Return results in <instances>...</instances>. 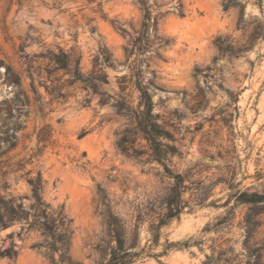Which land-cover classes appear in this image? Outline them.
Here are the masks:
<instances>
[{"label": "rangeland", "instance_id": "374dc122", "mask_svg": "<svg viewBox=\"0 0 264 264\" xmlns=\"http://www.w3.org/2000/svg\"><path fill=\"white\" fill-rule=\"evenodd\" d=\"M148 1L168 11L159 33L171 42L161 58L156 44L125 54L142 22L135 0H0V59L20 75L31 100L16 148L1 159L0 195L27 208V178L40 172L43 199L52 209L63 206L72 219L70 255L79 264H106L114 244L99 189L125 223L126 247L142 253L133 264H264V205L238 202L241 193L264 192V42L213 64L217 35L242 38L235 31L237 10L224 11L222 0ZM258 14L247 0L246 17ZM57 47L80 56L85 75L107 74L104 104L55 70L50 52ZM110 55L112 67L103 63ZM138 71L150 84L153 113L177 149L168 161L155 160L137 131ZM11 95L0 77V100ZM120 97L125 110L114 107ZM44 126L50 136L38 144ZM176 175L185 187L184 209L154 243L151 228L164 218ZM247 216L254 225L246 226ZM18 232L20 224L0 231V247L14 233L19 250L16 261L0 258V264H50L43 248L31 247L43 241L39 233Z\"/></svg>", "mask_w": 264, "mask_h": 264}, {"label": "trees", "instance_id": "16d2710c", "mask_svg": "<svg viewBox=\"0 0 264 264\" xmlns=\"http://www.w3.org/2000/svg\"><path fill=\"white\" fill-rule=\"evenodd\" d=\"M141 13L142 22L137 36L131 41L130 48L125 47L127 56L134 54L135 49L139 53H144L149 45L156 44L155 55L161 58V50L170 45V39L159 33V23L167 15L168 11H162V4L154 1L152 4L148 0H135ZM258 10V15H245L247 0H222L224 11L235 9L238 11V17L235 24V31H240L242 38L234 41L230 35H217L213 40L218 56L214 57L213 64L219 57L239 58L243 54L253 50L256 42H264V17L263 0H251ZM100 5V4H98ZM179 15H183L182 4L177 6ZM144 44V45H143ZM50 60L54 64L56 71H65L70 75L71 83H80L93 94L101 97V103L104 104V93L101 88L108 84L106 73L84 74L80 68V56L74 57L61 47L57 51L50 52ZM103 63L112 67L113 62L110 56H105ZM252 66L253 63L249 61ZM5 70L0 71V77L3 82L11 86V97L0 100V163L4 155L16 148L19 141V132L24 128L25 119L28 117V108L31 106V100L26 90L22 86L20 75L0 59V67ZM150 84H144L140 72L136 74L135 87L139 92V103L141 109L135 114L137 120V131L142 135L149 145L151 156L164 162L177 154V149L173 145L170 133L164 126L158 123V115L153 113L154 103L149 91ZM35 92V91H34ZM120 102L116 101L114 107L118 110H125V97H120ZM35 101L40 105V112H43V105L39 97ZM49 127L44 126L37 134V143H45L49 138ZM21 166H19L20 168ZM29 174V172H28ZM175 183L170 188L167 197L164 200L166 213L164 218L156 225H153L151 232L154 243L158 241L160 229L167 222L177 218L184 209V203L181 201L184 192L183 180L180 175L174 177ZM27 183L30 187L31 203L27 208L21 201L12 195H0V231H4L16 224H20L21 231H36L43 238L41 242H35L32 248H43L45 256L50 260V264H79L72 260L70 255L71 240L73 236L72 219L65 213L63 206L58 209H52L50 204L43 199L44 183L41 173L37 172L35 176L28 177ZM6 188V187H4ZM98 202L106 209L104 219L109 229L112 239L109 258L106 264H133L142 255L139 252L129 251L125 240V223L112 213L109 205L108 196L103 189L98 190ZM238 202L249 206L264 205V192L241 193ZM246 226H252L255 221L245 219ZM14 233L7 237L11 240L10 244L2 249L0 247V258H7L16 261L19 250L15 249V243L12 240ZM58 256L56 258L55 256Z\"/></svg>", "mask_w": 264, "mask_h": 264}, {"label": "bare ground", "instance_id": "6f19581e", "mask_svg": "<svg viewBox=\"0 0 264 264\" xmlns=\"http://www.w3.org/2000/svg\"><path fill=\"white\" fill-rule=\"evenodd\" d=\"M176 23H178V22H176ZM171 28H172V31L177 30L175 26L171 27ZM179 30H181V29H179ZM180 35H185V32H182ZM71 195H72V197H74L73 193H71Z\"/></svg>", "mask_w": 264, "mask_h": 264}, {"label": "water", "instance_id": "95a60500", "mask_svg": "<svg viewBox=\"0 0 264 264\" xmlns=\"http://www.w3.org/2000/svg\"><path fill=\"white\" fill-rule=\"evenodd\" d=\"M177 37H178V35L177 34H175Z\"/></svg>", "mask_w": 264, "mask_h": 264}]
</instances>
